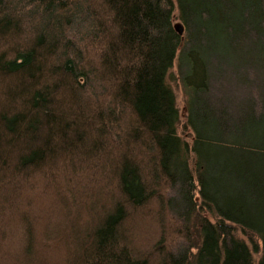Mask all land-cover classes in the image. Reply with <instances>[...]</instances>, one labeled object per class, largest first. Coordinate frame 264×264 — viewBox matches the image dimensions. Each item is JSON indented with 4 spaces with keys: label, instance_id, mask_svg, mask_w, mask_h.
Wrapping results in <instances>:
<instances>
[{
    "label": "trees",
    "instance_id": "1",
    "mask_svg": "<svg viewBox=\"0 0 264 264\" xmlns=\"http://www.w3.org/2000/svg\"><path fill=\"white\" fill-rule=\"evenodd\" d=\"M0 264H264V0H0Z\"/></svg>",
    "mask_w": 264,
    "mask_h": 264
},
{
    "label": "rangeland",
    "instance_id": "2",
    "mask_svg": "<svg viewBox=\"0 0 264 264\" xmlns=\"http://www.w3.org/2000/svg\"><path fill=\"white\" fill-rule=\"evenodd\" d=\"M175 15H173V18H172V24H176V23H179L178 20L176 18H174ZM166 82L167 84L170 86L172 92H173V95H174V100H175V106L178 110V114H179V119H180V122L182 123L183 119H184V116H185V96L183 95L182 93V90H181V86H180V83H179V80H178V75H177V70H176V65L175 63L173 62V65L172 67L170 68L168 74H167V77H166ZM216 83H218V85H220L222 88V84L221 83H224L226 82L225 80L223 79H220V78H216ZM217 86V85H216ZM216 86H215V89H216ZM233 88V87H232ZM93 100V99H92ZM219 104H216V108L218 107ZM103 108V106H102ZM180 130H181V127L178 126L177 128V132L180 134ZM188 130H184V134H183V138L188 142L190 143V138L186 135L188 134ZM58 220H54V224H55V227L58 225L60 219L57 218Z\"/></svg>",
    "mask_w": 264,
    "mask_h": 264
},
{
    "label": "water",
    "instance_id": "3",
    "mask_svg": "<svg viewBox=\"0 0 264 264\" xmlns=\"http://www.w3.org/2000/svg\"><path fill=\"white\" fill-rule=\"evenodd\" d=\"M173 26H174V28L177 30L178 33L181 32V25H180L179 23H176V24H174Z\"/></svg>",
    "mask_w": 264,
    "mask_h": 264
}]
</instances>
